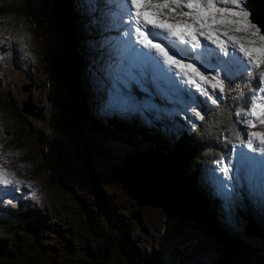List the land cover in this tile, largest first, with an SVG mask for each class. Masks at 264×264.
I'll list each match as a JSON object with an SVG mask.
<instances>
[{"label":"rangeland","instance_id":"1","mask_svg":"<svg viewBox=\"0 0 264 264\" xmlns=\"http://www.w3.org/2000/svg\"><path fill=\"white\" fill-rule=\"evenodd\" d=\"M81 1L83 4L78 8L79 12L90 13L97 9L99 24L105 30L95 40L88 38L82 42L86 55L76 93L82 90L88 107L100 118L111 120L121 117L127 125L146 127L148 132L157 133L160 139L167 140V133H171L168 135L170 139H176L193 128L199 118L191 112V107L195 106L203 112V107L215 106L195 86L187 84H181L178 93L189 102L187 107L154 92L155 98L160 99L157 103L145 85L143 90L138 85L134 87L132 84L135 81L124 85L125 89L120 86L130 95L132 103L119 102L113 95L117 85L110 62L112 60L113 63L114 59L111 40L114 42L117 33H120L111 22L112 10L99 0ZM23 2L25 0H0V168L19 181L15 186L0 185V246L10 252L0 257V264H86L88 257L84 248L88 246L93 251L98 243L90 235L80 207L84 203L95 208L96 193L91 173L98 176L106 196L115 201L117 211L131 220L134 246L143 255L154 251L162 264H214L216 246L204 235L201 225H197L196 221H201L200 215L177 182L173 186L178 192L173 196L177 200L173 199L174 204L183 211V215L188 209L195 218L183 216L179 211H166L158 205L146 204L138 211L136 200L128 195L113 174L114 167H120L127 154L151 150L152 144L133 139L136 143L132 147L123 144L124 141L111 139L115 137L105 138L85 131L86 137L81 139L75 134L74 125L70 123V102L74 99L70 87L73 88V84L71 76L67 75L64 57L60 54L58 35L52 28L29 21L21 13ZM36 2L39 0H31L33 7ZM114 2L117 6L116 0ZM248 2L255 5L252 0ZM258 9L262 11V6ZM142 14L153 17L150 9ZM260 19L264 28L261 15ZM253 20L259 24L256 16ZM92 22L83 23L80 20L78 27L84 35L88 32L85 29H93ZM105 22L111 24L104 26ZM165 23L176 25L174 29L177 32H188L177 25V20L170 19ZM263 28L261 26L262 31ZM222 31L226 35L221 39L234 36L246 47L250 46L245 33L236 32L231 26ZM259 44L257 40L256 46ZM258 71H264V66ZM246 77L256 80V86L248 90L251 104L253 93L260 85L258 77L250 74ZM207 87L210 88V85ZM6 105L18 112H10ZM244 114L245 110L241 117ZM241 117L236 119V131L264 132L262 127L246 128ZM125 130L127 133L130 131ZM6 131L18 134L12 138L5 137ZM224 141L229 145L224 155L201 165L206 178L203 191L207 198L219 202L217 213L221 215L222 224L234 233L236 239L243 240L249 252L255 251L259 255V260H255L257 264H264L263 241L246 236L247 223L240 214L246 211L264 229V199L258 191L250 189L247 167L241 168L239 181L234 179L230 182L235 185L230 201H226L220 192L216 196L211 188L217 183V178L224 176L223 171L218 170L221 165L217 162L223 157L226 163L227 158L232 157L235 163L233 149L243 147L233 135H227ZM224 141L221 142L224 144ZM148 154L155 158L164 157L160 151ZM221 205H225L224 208ZM24 213L29 216L10 222L17 214ZM138 213L139 216H136ZM69 244L71 250L68 249ZM253 259L247 264H252ZM107 264H129V261L122 254L115 253Z\"/></svg>","mask_w":264,"mask_h":264},{"label":"trees","instance_id":"2","mask_svg":"<svg viewBox=\"0 0 264 264\" xmlns=\"http://www.w3.org/2000/svg\"><path fill=\"white\" fill-rule=\"evenodd\" d=\"M82 4L81 0H39L33 7L31 0L30 2L25 0L21 5L23 10L21 13L29 21L52 28L58 35L60 54L64 57V66L68 72L67 75L71 76L73 84V88L70 87L71 95L74 97L70 102V107H72L70 123L74 125L75 134H78L81 139L86 137L85 131L105 138L115 137L111 139L119 142L124 141L123 144H130L132 147L136 143L133 139L152 144L153 149L143 151H160L166 158L165 162L180 189L200 215L201 221L199 223L196 221L197 225H201L204 235L212 240L216 246L217 254L214 264H247L253 258L255 259H253L252 264H257L255 260H259V255L255 251L249 252L243 240L238 237L237 240L234 233L222 224L221 215L217 213L219 202L206 197L207 194L203 191L206 178L203 176L201 167L203 163L215 161L226 152L228 143L224 140L227 135L236 137L238 132L236 131V119H239L249 106L250 92L248 90L250 87L256 86L255 78H247L246 75L237 77L232 84L231 92L226 93L222 103L214 107H203L205 119H198L191 130L183 132L176 139H170L168 135L171 133H167V140H162L157 133L148 132L149 129L146 127L127 125L124 123L125 119L121 117L104 120L95 114L91 107H88L87 99L82 97V90L76 93V88H79L78 77L81 75L83 59L86 55L82 48V42L88 38L95 40L100 36V33L104 32L99 24L98 10H93L90 13L89 11L79 12L78 8ZM80 20L83 23L93 21V29H85L88 30L86 35L78 27ZM156 102L160 103L158 99ZM6 107L10 112H18L9 105ZM125 129L130 131L127 133ZM13 133L6 131L4 135L12 138L18 134ZM221 141H224V144ZM129 155L127 154L122 161H125ZM122 161L120 162L121 166L123 165ZM90 178L95 187V208L85 206L84 203L80 204V207L83 210L84 222L88 226L90 235L98 243L93 251L88 246L84 248L88 257L85 263L107 264L112 255L117 253V255L122 254L129 261V264H162L155 257L154 251L149 255H143L139 248L134 246L131 220L117 211L115 201L112 197L106 196L98 176L91 173ZM211 192L214 194L212 189ZM143 206L137 205V210L139 211ZM221 206L224 208L225 205ZM240 214L247 223L245 227L246 236L263 241L264 251V229L258 225L260 223L248 216L246 211ZM26 216L29 214H17L10 222L25 219ZM105 218L107 219L106 223H104ZM68 249L71 250L70 244ZM8 254H10L9 250L0 246V257ZM55 264L58 263L55 262Z\"/></svg>","mask_w":264,"mask_h":264},{"label":"snow or ice","instance_id":"3","mask_svg":"<svg viewBox=\"0 0 264 264\" xmlns=\"http://www.w3.org/2000/svg\"><path fill=\"white\" fill-rule=\"evenodd\" d=\"M116 3L118 11L111 13L114 22L121 27L127 24L125 39L117 44V59L113 64L117 85L113 95L119 102L132 103L120 85L127 86L131 81L143 85L149 70L156 89L185 107L189 102L178 94L181 84L195 86L201 95L220 105L226 93L231 92L235 79L250 74L258 77L260 86L258 94L253 93L241 122L246 128H264V71H258L264 66V31L252 20L246 0H116ZM149 9L155 20L142 15ZM170 19L177 20V25L188 32L175 31L176 25L165 23ZM228 26L245 33L250 46L246 47L234 36L221 39L226 35L222 29ZM168 38L180 42V50L165 43ZM176 77L182 79L178 81ZM190 110L200 120L205 119L202 110L195 106ZM236 138L249 152L234 148L235 163L232 157L226 163L223 157L217 162L221 165L218 170L224 173L217 178L219 191L230 201L235 189L230 182L239 181L241 168L247 167L250 189L258 191L264 199V132H237ZM18 183L0 168V185Z\"/></svg>","mask_w":264,"mask_h":264},{"label":"bare ground","instance_id":"4","mask_svg":"<svg viewBox=\"0 0 264 264\" xmlns=\"http://www.w3.org/2000/svg\"><path fill=\"white\" fill-rule=\"evenodd\" d=\"M252 2H255V5L253 3L250 4L248 0L246 2V5L249 7L252 13V18L253 16H256V19L259 21L258 23L263 28V24L260 21L261 20L260 15L264 19V0H252ZM260 6H262V11H259L258 9ZM140 160H141L140 163L134 166L132 165V167L128 168V173L130 175H138L137 176L138 179H134L133 181H130L129 183L135 184V185H139L143 183L144 184L151 183V184L157 185L161 189V191L159 192H164L163 194L167 199L171 198V200H173L174 194H178V192H176L173 189V186L176 185L174 184L176 183V180L173 177V175L172 176L170 175L167 164L165 163V159L158 158V157L155 158V156H151L150 154L146 153L140 157ZM125 170L126 169H124V171ZM132 172H136V173H132ZM167 190L169 192H167ZM158 195L160 196L161 194L158 193Z\"/></svg>","mask_w":264,"mask_h":264},{"label":"water","instance_id":"5","mask_svg":"<svg viewBox=\"0 0 264 264\" xmlns=\"http://www.w3.org/2000/svg\"><path fill=\"white\" fill-rule=\"evenodd\" d=\"M252 20H253V18H252ZM150 152L151 151L142 152L139 154H130L129 156L126 157L125 161H122V164H123L122 166L114 167L113 174L123 184V188L127 191L128 195H130L133 199L136 200V205H139V206H143L146 204L158 205V206H162L164 209H166L168 211H179V212H181V215H183L182 214L183 211L181 209L176 208V205L174 204L175 201L171 200V198L167 199L163 194L164 192H159V191H161V189L157 185H154L151 183H146V184L143 183V184H139V185L129 183L130 181H133L134 179H138L137 178L138 175H130L128 173V168L132 167V165L134 166V165L140 163L141 162L140 157L142 155H144L146 153H150ZM156 157L165 159V157H163L162 155L156 156ZM124 169H126V170L124 171ZM168 170H169V168H168ZM169 172H170V175L172 176L173 174L171 173L170 170H169ZM132 173H136V172H132ZM167 192H169V191L167 190ZM158 193H160L161 195L159 196ZM142 198H145V199H142ZM184 212L185 213L183 216L187 215L189 217L195 218L193 215H191L192 212L190 210L188 211V209H186ZM195 212H197V211H195ZM136 216H137V214H136ZM136 216H132V218L136 219Z\"/></svg>","mask_w":264,"mask_h":264}]
</instances>
